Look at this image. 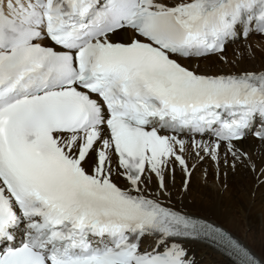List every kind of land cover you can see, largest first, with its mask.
<instances>
[{
  "label": "snow or ice",
  "instance_id": "snow-or-ice-1",
  "mask_svg": "<svg viewBox=\"0 0 264 264\" xmlns=\"http://www.w3.org/2000/svg\"><path fill=\"white\" fill-rule=\"evenodd\" d=\"M122 29L137 38L115 42ZM253 30L264 0H0V264H192L180 241L198 238L264 264L171 207L165 179L190 177V149L218 161L223 146L227 162L247 134L264 141V72L179 62H227Z\"/></svg>",
  "mask_w": 264,
  "mask_h": 264
},
{
  "label": "bare ground",
  "instance_id": "bare-ground-1",
  "mask_svg": "<svg viewBox=\"0 0 264 264\" xmlns=\"http://www.w3.org/2000/svg\"><path fill=\"white\" fill-rule=\"evenodd\" d=\"M115 36L128 40L133 38L129 30H122ZM256 39L264 53V36H258ZM249 43L250 41L239 42L227 47L222 54L227 57V62H222L221 56L218 55L201 61L186 60L184 63L201 74L264 72V56L249 48L251 55L255 57L252 60L244 52L242 47L245 46L246 50V46H250ZM236 146L242 153L247 154L246 157L233 161L229 156L227 162L224 159L223 146L218 161L203 152L200 157L194 158L190 149L185 154L191 168L190 177H186L184 170L178 166L173 172L165 175L170 194L167 202L188 216L208 220L225 228L257 257H264V179H260V170L264 169V141L244 138ZM194 163H197L196 167ZM231 163H234L235 167H232ZM253 168L256 169L255 172ZM116 180H119L122 187H126L122 178L116 177ZM147 187L155 194L158 190L157 179L152 176ZM180 243L192 264H234L210 246L194 241Z\"/></svg>",
  "mask_w": 264,
  "mask_h": 264
},
{
  "label": "rangeland",
  "instance_id": "rangeland-1",
  "mask_svg": "<svg viewBox=\"0 0 264 264\" xmlns=\"http://www.w3.org/2000/svg\"><path fill=\"white\" fill-rule=\"evenodd\" d=\"M257 42V39L256 38H254L249 44H250V46H246L247 48H246V50H245V46L244 47H242L243 48V50H244V52L245 53H247V56L250 58V59H255V57L254 56H252L251 55V51H250V49H253L254 50V52H258V53H260L262 56H264V53H263V51H262V48L261 47H259L258 46V44L256 43ZM263 42V41H262ZM245 45V44H244ZM250 48V49H249ZM230 52V51H229ZM228 52V53H229ZM227 53V54H228ZM254 55V54H253ZM260 55V56H261ZM255 72V71H254ZM197 166V163H194V167H196ZM264 189V188H263Z\"/></svg>",
  "mask_w": 264,
  "mask_h": 264
}]
</instances>
